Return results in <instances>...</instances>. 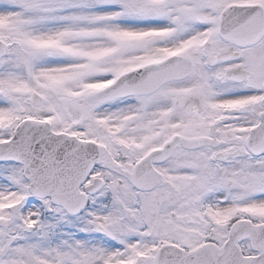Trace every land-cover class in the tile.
Wrapping results in <instances>:
<instances>
[{
	"label": "snow or ice",
	"instance_id": "6c2138e0",
	"mask_svg": "<svg viewBox=\"0 0 264 264\" xmlns=\"http://www.w3.org/2000/svg\"><path fill=\"white\" fill-rule=\"evenodd\" d=\"M0 264H264V0H0Z\"/></svg>",
	"mask_w": 264,
	"mask_h": 264
}]
</instances>
